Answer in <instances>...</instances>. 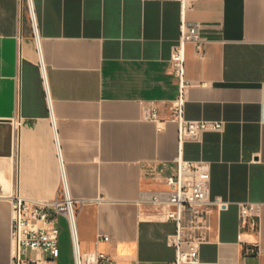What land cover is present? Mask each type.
Instances as JSON below:
<instances>
[{
  "label": "crops",
  "instance_id": "crops-1",
  "mask_svg": "<svg viewBox=\"0 0 264 264\" xmlns=\"http://www.w3.org/2000/svg\"><path fill=\"white\" fill-rule=\"evenodd\" d=\"M31 5L37 41L25 1L0 0V264H10V195L51 200L61 174L79 202L81 253L96 247L109 258L98 264H168L174 224L149 218L137 200L163 189L160 178L175 168L176 125L143 119L142 107L152 103L160 120L168 116L179 4ZM183 19L201 24L208 39L199 54L185 45L184 116L222 120L223 128L185 141L181 153L208 162L209 198L228 202L207 209L195 264H264V0H195ZM241 202L260 205L257 225L239 227ZM98 236L108 241L95 246ZM254 241L259 253L244 257L243 244Z\"/></svg>",
  "mask_w": 264,
  "mask_h": 264
},
{
  "label": "built area",
  "instance_id": "built-area-1",
  "mask_svg": "<svg viewBox=\"0 0 264 264\" xmlns=\"http://www.w3.org/2000/svg\"><path fill=\"white\" fill-rule=\"evenodd\" d=\"M29 13L32 36L38 39L37 26L33 15L31 0H24ZM148 1V0H142ZM173 1L179 4L181 21L177 43L172 46L170 65L172 76L176 80V93L168 100L165 120L158 117L157 107L148 103L142 107L143 119L161 124L165 121L176 125L177 155L174 172L160 178L163 189L144 190L139 193L137 204L149 218L160 222H172L174 232L167 235L166 244L173 248L174 257L168 264H195L199 258L200 244L205 240L207 228L206 216L210 206L225 208L228 202L220 197L209 198L210 170L208 162L190 161L182 157V145L185 141H199L205 131H221L222 120H191L184 116L187 90L191 85L185 78V45L192 44L196 54L208 42L201 32V24H187L183 19L184 11L195 0H158ZM57 153H58V145ZM10 203V264H56L59 230L58 217L65 218L70 235L73 264H98L109 258L96 250L81 253L75 225V206L61 174L59 190L48 201H30L13 193ZM238 225L246 226L250 221L259 220L260 205L257 203H238ZM108 241L107 236H98L95 246L100 241ZM260 251L257 241L244 243V257L257 255Z\"/></svg>",
  "mask_w": 264,
  "mask_h": 264
},
{
  "label": "rangeland",
  "instance_id": "rangeland-1",
  "mask_svg": "<svg viewBox=\"0 0 264 264\" xmlns=\"http://www.w3.org/2000/svg\"><path fill=\"white\" fill-rule=\"evenodd\" d=\"M63 218V217H62ZM58 250L57 264H72L71 241L66 220H59L58 224Z\"/></svg>",
  "mask_w": 264,
  "mask_h": 264
}]
</instances>
